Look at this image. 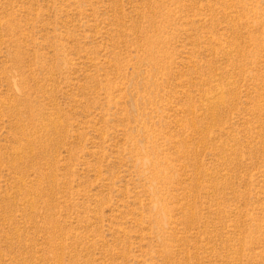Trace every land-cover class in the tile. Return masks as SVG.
Segmentation results:
<instances>
[{
	"label": "rangeland",
	"instance_id": "obj_1",
	"mask_svg": "<svg viewBox=\"0 0 264 264\" xmlns=\"http://www.w3.org/2000/svg\"><path fill=\"white\" fill-rule=\"evenodd\" d=\"M0 264H264V0H0Z\"/></svg>",
	"mask_w": 264,
	"mask_h": 264
}]
</instances>
